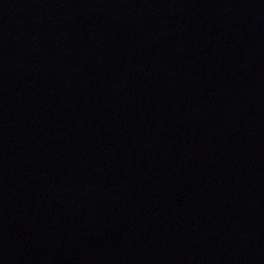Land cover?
Returning <instances> with one entry per match:
<instances>
[{"label": "water", "instance_id": "water-1", "mask_svg": "<svg viewBox=\"0 0 264 264\" xmlns=\"http://www.w3.org/2000/svg\"><path fill=\"white\" fill-rule=\"evenodd\" d=\"M0 264H264V0H0Z\"/></svg>", "mask_w": 264, "mask_h": 264}]
</instances>
